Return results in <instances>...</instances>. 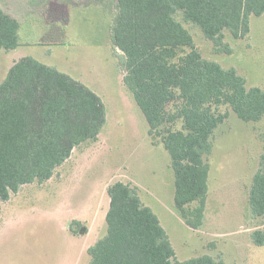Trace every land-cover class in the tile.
<instances>
[{"label": "trees", "instance_id": "1", "mask_svg": "<svg viewBox=\"0 0 264 264\" xmlns=\"http://www.w3.org/2000/svg\"><path fill=\"white\" fill-rule=\"evenodd\" d=\"M263 15L264 0L115 2L111 37L114 49L123 53V83L143 113L149 135L160 137L170 155L174 205L193 230L203 226L206 211L210 166L205 156L212 153V136L228 117L218 109L228 106L238 119L260 122L264 90L248 88L236 69L205 59L183 22L199 26L218 53L231 54L225 33L247 38L251 19ZM19 29V22L0 7V51L19 47ZM178 121L182 127L174 130ZM106 122L107 108L88 86L32 57L17 61L0 84V200L53 178L76 147L98 140ZM107 194V233L88 249L89 264H223L208 255L175 259L158 216L144 205L136 187L116 182ZM249 204L254 216L264 217V153ZM72 226L75 235L88 231L78 221ZM251 239L264 246V230L254 231Z\"/></svg>", "mask_w": 264, "mask_h": 264}, {"label": "rangeland", "instance_id": "2", "mask_svg": "<svg viewBox=\"0 0 264 264\" xmlns=\"http://www.w3.org/2000/svg\"><path fill=\"white\" fill-rule=\"evenodd\" d=\"M115 2L0 0L4 11L15 14L11 17L20 24L23 46L18 53L7 52L8 61L25 53L88 86L107 108L97 141L76 147L50 180L25 185L9 201L0 200V264L88 262L82 247L106 235L107 189L116 182L138 189L144 205L158 216L178 261L208 255L223 264H264V246L251 239L254 231L264 230V217L254 216L249 204L264 153V118L244 122L228 106L218 109L228 117L212 136V153L205 156L210 173L204 223L198 230L189 228L174 205L170 155L160 137L149 135V125L123 83V53L111 39ZM183 25L205 59L236 69L248 88L264 90V15L251 19L247 38L225 33L231 54L218 53L199 26ZM181 127L178 121L173 129ZM75 221L91 226V234L72 235Z\"/></svg>", "mask_w": 264, "mask_h": 264}, {"label": "crops", "instance_id": "3", "mask_svg": "<svg viewBox=\"0 0 264 264\" xmlns=\"http://www.w3.org/2000/svg\"><path fill=\"white\" fill-rule=\"evenodd\" d=\"M6 12V11H5ZM7 14H9L10 16H15V14L14 13H12V12H6ZM111 39H112V37H111ZM22 47L23 46H21V48L20 49H22ZM19 48H17V49H15L14 51H11V52H17V51H19L20 49ZM4 50H2V51H0V69H2V70H4L3 71V73H2V75H1V77H0V84L2 83V81L5 79V77H6V75H7V73L9 72V70L12 68V66L17 62V61H19L20 59H22V58H24V57H28L27 55H25V53H23V54H21V53H19V55H17V57L16 58H13V59H10L9 61H8V59L6 58V54H7V52H10V51H4ZM18 53V52H17ZM3 63H6L7 64V66L6 65H4L5 67H3ZM109 206H110V199H109V201H108V207H107V209H106V211H105V217H106V214H107V212H108V210H109ZM81 222V221H80ZM87 229H88V231H87V233H85V234H77V235H74V234H72V235H74V236H78V237H81V238H86V237H88L90 234H91V226H89V227H87ZM99 239H95V241H93V243H89L88 245H85L84 247H82L83 249V255H88V249L91 247V246H93L97 241H98ZM91 244V245H90ZM89 256V255H88ZM90 258V257H89ZM89 262H90V259H89V261L87 262V260L84 262V264H89Z\"/></svg>", "mask_w": 264, "mask_h": 264}]
</instances>
